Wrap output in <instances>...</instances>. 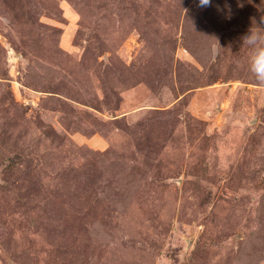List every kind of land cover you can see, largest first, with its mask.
Here are the masks:
<instances>
[{
	"label": "rangeland",
	"instance_id": "obj_1",
	"mask_svg": "<svg viewBox=\"0 0 264 264\" xmlns=\"http://www.w3.org/2000/svg\"><path fill=\"white\" fill-rule=\"evenodd\" d=\"M261 16L0 0V264H264Z\"/></svg>",
	"mask_w": 264,
	"mask_h": 264
},
{
	"label": "clouds",
	"instance_id": "obj_2",
	"mask_svg": "<svg viewBox=\"0 0 264 264\" xmlns=\"http://www.w3.org/2000/svg\"><path fill=\"white\" fill-rule=\"evenodd\" d=\"M211 4L212 0H197V6L201 8ZM241 48L247 51L244 61L247 70L257 82L264 84V17L261 16L259 21L252 19L247 33L241 37Z\"/></svg>",
	"mask_w": 264,
	"mask_h": 264
}]
</instances>
